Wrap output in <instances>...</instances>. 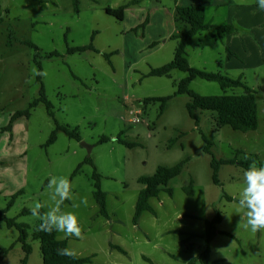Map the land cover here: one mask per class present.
<instances>
[{"label":"rangeland","instance_id":"1","mask_svg":"<svg viewBox=\"0 0 264 264\" xmlns=\"http://www.w3.org/2000/svg\"><path fill=\"white\" fill-rule=\"evenodd\" d=\"M132 1L0 0V211L22 190L6 216L27 226L32 247L27 264H42L40 242L32 238L41 221L21 212L31 211L36 202L48 211L46 186L52 177L71 181L72 199L61 211L74 213L82 230L80 238L59 232L57 238L66 239L75 254L91 257L89 264H149L144 257L155 264H188L203 249L205 222L217 213L221 221L210 244L211 264H264V231L246 229L240 221L243 212L237 210L246 170L236 163L222 165L217 172L221 185H216L211 168L212 159L241 161L250 155L258 156L256 167H264V65L246 69L242 78L254 90L255 130L218 127L212 110H197L195 125L186 109L189 97L174 95L187 73L175 69L168 77L147 75L173 58L177 40L169 36L178 30L177 2ZM240 2L259 8L257 0ZM126 4L121 21L105 12ZM211 34L203 31L189 41L186 56L193 67L217 73L227 53ZM23 42L36 45L38 57ZM90 43L97 52L67 53L68 47ZM52 52L57 54L49 56ZM104 54L111 55L106 59ZM36 61L47 73L41 81L53 116L39 102L28 118H17L2 130L13 113L27 109L39 96L40 83L32 72L33 67L39 70ZM189 88L200 95L224 93L215 81L201 78ZM225 93L240 94L242 89ZM167 96L171 98L162 113L160 101H145ZM56 123L76 129L81 140L58 130L54 142L46 145ZM118 136L133 145L118 142ZM101 137L109 140L100 143ZM82 142L91 146L90 153ZM183 161L181 173L149 199L154 213L143 212L134 224L137 197L144 188L138 179L151 176L158 166ZM94 171L106 194L109 218L100 215L93 198ZM84 197L86 205L81 203ZM18 235L0 220V264H21Z\"/></svg>","mask_w":264,"mask_h":264},{"label":"trees","instance_id":"2","mask_svg":"<svg viewBox=\"0 0 264 264\" xmlns=\"http://www.w3.org/2000/svg\"><path fill=\"white\" fill-rule=\"evenodd\" d=\"M175 3L177 0H173ZM78 5V2H76ZM137 3L135 0L129 4ZM128 4L119 6L117 8H105V12L117 20H122L124 17V10L127 8ZM174 21L177 32L170 36L171 39L177 40V45L174 50V55L171 61L168 63L152 68L148 72V76H166L168 77L171 71L177 69L187 73V76L182 78L178 84L174 95L186 94L189 97V101L186 104V109L189 117L194 121L195 125L199 122V117L197 115V110H212L216 112L215 121L218 127L228 125L231 129L241 132H247L249 130H255L257 128V105L254 90L250 88L242 78H232L221 72H208L204 69H198L189 65L187 60L186 46L189 41H191L197 34L211 30L213 32V38L221 39L222 36L232 33L235 28L231 24H215L207 22L205 19V7L201 3H193L186 6L175 5L174 8ZM148 22V16L141 23V28H144ZM0 23H3L0 13ZM134 28L133 30H135ZM132 30V31H133ZM137 30V29H136ZM94 33L92 34L93 38ZM11 36L8 40V45H11ZM23 44L35 50V57H38V47L30 42H23ZM155 44V43H153ZM152 44V45H153ZM86 50H92L97 52L93 47L92 43L86 46L68 47L67 53L72 54L75 52H83ZM57 53L52 52L49 56L56 55ZM111 54H104L106 59H109ZM39 71L41 70L40 64ZM196 78L205 79L208 81H215L220 86L221 90L224 92L221 95H200L189 88V84L192 80ZM36 81L40 83L39 96L34 99L25 110L16 111L12 114L9 124L2 128V130L9 129L11 124L20 117L28 118L30 115V109L34 108L39 102H43L47 113L49 116H53L51 111V104L45 97L44 87L41 81V76L36 77ZM241 88L242 93L240 94H226L225 91L231 88ZM171 97H153L147 98L145 101H160V113H162L164 107L166 106L167 100ZM63 131L69 138L75 139L77 141L81 140V137L76 129H69L66 126H62L56 123L55 129L51 132L46 145L54 142L56 136V131ZM109 139L107 137H101L99 142H106ZM118 142L126 145L132 146L128 142L122 140L119 136L117 138ZM258 161L257 155H250L241 161L232 160H219L216 161L212 159L211 168L213 171V183L216 185H221L217 179V172L219 167L222 165L237 164L243 169L247 170L249 166ZM90 162V160H86ZM183 162H179L173 166H158L154 174L148 177H140L138 181L144 186V188L139 192L135 212L133 216V223L136 224L137 219L141 216L143 212L154 213L151 205L149 204V199L156 198L159 194V189L161 186H166L168 182L178 176L183 168ZM80 168L78 165L77 169ZM93 183L94 192L93 198L98 205L99 213L105 218H109V213L106 209V194L100 189L98 174L93 172ZM188 193H191L190 187L186 189ZM171 193V190L168 191ZM22 194V190H18L12 195L9 200L7 207L0 211V220H2L8 228L15 227L19 231L17 241L21 244L24 256L21 260V264H27L28 256L32 251L31 245L27 242V226L21 223H17L15 219L8 218L6 212L9 207L13 204L15 198ZM227 200H233V198L226 196ZM239 201V200H237ZM67 201H65L66 204ZM31 211L23 210L22 215L30 214ZM40 213L43 214L44 211L40 209ZM221 217L217 213L216 216L205 222V234H204V245L201 253L195 258L191 259L188 264H195L200 262L201 264H211L209 255L211 250V241L217 234V224L220 223ZM41 223V222H40ZM36 226L32 233V238L38 240L41 245V255L42 264H89L91 262V257H83L75 254L74 258H69L67 256L57 255V249L68 248L66 239H58L57 231H53L50 234L46 232L39 231V225ZM111 248H117L119 251L123 250L119 247L110 245ZM145 261L149 264H155L150 261L147 257H144Z\"/></svg>","mask_w":264,"mask_h":264},{"label":"clouds","instance_id":"3","mask_svg":"<svg viewBox=\"0 0 264 264\" xmlns=\"http://www.w3.org/2000/svg\"><path fill=\"white\" fill-rule=\"evenodd\" d=\"M258 7L264 10V0H257ZM33 76H47L35 67L32 69ZM244 183L238 201L237 210L243 212L240 221H244V227L252 233L264 231V167H256L253 163L244 172ZM48 211L40 213L45 205L36 202L31 209L32 215L41 223L39 231L51 233L54 230L63 233L66 238H80L82 230L77 216L71 212H62L65 201L72 199V183L66 177H52L47 186ZM81 203L87 204V197L81 199ZM78 206V205H74ZM240 223V222H239ZM57 255L74 258L75 253L70 248L57 249Z\"/></svg>","mask_w":264,"mask_h":264},{"label":"crops","instance_id":"4","mask_svg":"<svg viewBox=\"0 0 264 264\" xmlns=\"http://www.w3.org/2000/svg\"><path fill=\"white\" fill-rule=\"evenodd\" d=\"M240 1L242 0H177L180 6L203 4L207 22L234 26L235 30L221 39L213 38V32L209 35L213 40L224 43L227 61L219 72L223 71L229 77L232 73L237 75L232 78H243L246 69L264 65V13L255 4ZM189 65L192 66L190 63Z\"/></svg>","mask_w":264,"mask_h":264},{"label":"water","instance_id":"5","mask_svg":"<svg viewBox=\"0 0 264 264\" xmlns=\"http://www.w3.org/2000/svg\"><path fill=\"white\" fill-rule=\"evenodd\" d=\"M84 147H86L87 152L90 153L91 152V146L87 145L86 143H81Z\"/></svg>","mask_w":264,"mask_h":264}]
</instances>
